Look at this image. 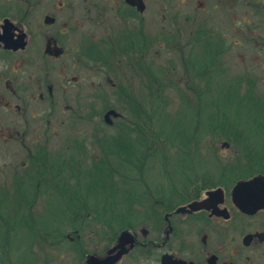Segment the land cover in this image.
I'll return each mask as SVG.
<instances>
[{
    "label": "flooded vegetation",
    "instance_id": "af4514ba",
    "mask_svg": "<svg viewBox=\"0 0 264 264\" xmlns=\"http://www.w3.org/2000/svg\"><path fill=\"white\" fill-rule=\"evenodd\" d=\"M148 2L0 0V136L15 137L16 143L27 149L25 161L16 164L12 172V181L21 180L27 192L32 184L29 178L39 168L37 161L50 156L47 144L37 136H54L63 130L73 134L70 122L80 132L77 127L83 117L82 103L92 105L100 100L99 73L109 83L114 71L126 68L130 72L139 66L141 84L146 67ZM208 4V11L202 10V16L210 14L204 15L208 38L226 40L230 23L226 16H231V9L237 13L250 11V16L231 20L230 28L237 35L246 31L264 35V0H208ZM215 11L218 21L214 20ZM191 15L185 21L192 25ZM230 51L223 54L219 71L226 66ZM82 72L91 78L86 90ZM60 102L75 105L67 117L68 126L66 118L61 117L62 122L65 120L61 128L50 123L58 118ZM109 110L104 113V121L114 126L120 114L106 121ZM255 176L238 179L232 186L219 179L212 187H193L182 203L174 194L158 196L153 199L155 204L145 203V207L133 210L140 212L138 225L107 229L102 236L108 242L101 250H89L90 243L78 242L75 263L264 264V207L243 211L232 194L239 181ZM40 185L42 182L38 191L43 188ZM194 202L197 204L190 207Z\"/></svg>",
    "mask_w": 264,
    "mask_h": 264
},
{
    "label": "rangeland",
    "instance_id": "374dc122",
    "mask_svg": "<svg viewBox=\"0 0 264 264\" xmlns=\"http://www.w3.org/2000/svg\"><path fill=\"white\" fill-rule=\"evenodd\" d=\"M203 2H205L207 8L203 9ZM148 7L147 33L149 32L151 36H156L159 41L157 43L158 48L152 47L151 52L146 55V67L143 73H149V67L147 68L149 65L151 70L156 71L154 72L156 76L164 77L163 79L167 78V83L165 84L168 88L165 91V96L168 97L170 103L167 107L168 115L159 121L158 126L160 131L172 143H180L186 139L187 135L192 134V124L196 118L195 111H197L196 105L200 103L197 100L196 94L188 90V82H193L194 85L199 82L195 81V77L190 72H185L186 69L183 66L180 44L167 43L168 41L165 39L176 28L183 35L182 43L185 44L188 38H190L191 30V23L185 21L187 16L192 14L193 17L192 15L191 17L194 20L198 18V21H204L205 16L207 17L210 14L205 15L206 13H204L205 16H202V10L206 12L211 6L208 4V0H149ZM230 11L231 16H226L227 21L230 20V23L236 16L237 18L250 16L248 9H242L238 13L234 9ZM175 15H177L176 22L178 24L173 19ZM216 19H218L217 11L214 12V20ZM230 23L225 31L226 42L230 45L229 49L231 51L226 54V66L222 68L221 72L215 74L211 92L206 94L207 96L203 98L204 102L200 104L203 108L200 118L203 120V123L207 120L211 110L209 101L214 100L215 106L221 107L219 108L220 111L228 113L243 128L250 142L257 144V146H262L264 144V129L260 125L264 124V35L260 34L258 36L256 32L251 33L252 31H246L242 36H239L231 30ZM189 48L191 46L186 47L183 52L187 61L194 57V54H196L198 60L204 59L205 54L201 49H197L196 53L191 57ZM164 73L166 74L165 76H163ZM82 74L85 77L83 89L86 90L90 85L89 81L91 82V78L88 79L86 77V72H82ZM99 74V82L102 81L101 85L98 86L99 94L102 92L112 94L111 87L116 85L118 79H121L125 82L129 80L135 93L143 92L144 96L146 95L144 86L139 83L138 77L124 68L118 69L115 74L113 73L109 83L102 78L101 73ZM125 74L127 76H124ZM122 77L126 78L127 81ZM145 78L147 80V76ZM250 83L255 86L251 87L253 88V92L247 98L239 99ZM202 85L200 83L198 86L202 87ZM175 87L180 89L185 95L179 97V90H176ZM238 100L243 102L239 103V106ZM99 102L100 100L92 104V107L89 103H82L80 112L83 117L79 120V126L77 127L80 132L77 133L75 127L70 122L71 128L74 129L73 134H65L66 130H63V133L60 132L54 136H37L41 142L47 144V149L52 160L59 155H63L69 161L71 154L74 153L75 160L82 163L81 167L84 172L93 169L94 161H99L102 155L94 138L104 135L112 137L119 133L117 127L106 125L104 121L105 111L99 114V111L102 110L101 103L99 104ZM60 103L62 105H58L56 110L58 113L57 120L52 119L50 122L53 126L57 125L55 127L59 128L64 125L65 120H68V115L75 110V105ZM61 107L62 109L63 107L66 109L62 111ZM91 114L93 115L92 118L88 119L87 117ZM96 114L98 115L96 116ZM61 117L66 118L64 122H62L63 119L61 120ZM42 122H39V124ZM66 124L68 126L69 121ZM99 128L101 131H99ZM203 131L204 129L201 133L196 132V134L200 133L199 135H204L198 144H195L193 139H191L187 155H184L185 153L183 154L176 146L166 144L165 149H159L156 156L149 159V164L142 175L129 168L123 169L122 173L132 177V181H129L130 185L127 188L134 189L139 194L143 193L144 190L149 191L152 198H157L158 196L165 197L172 193H183L193 187H199L202 184L201 182H203L202 179L209 178L208 176H212V181L217 183L224 167L245 166L246 158L243 156L241 147L229 138L221 137L217 134L216 136L211 133L203 134ZM75 133L77 134L74 135ZM16 141L17 138L15 137L12 138L8 135L0 136V190H8V192L9 190L13 191V189H9V184L7 182L4 183V180L12 182L14 166L16 164L20 166L25 161L23 156H26L24 152L26 148H23L22 143H16ZM31 143V141L28 142V145H31ZM82 144H84L87 150L80 149V145ZM67 169L68 171L66 170L63 173L65 177L71 173L69 168ZM237 173H239V170H227V180H234ZM119 175L116 174L117 178H119ZM138 175L143 176V179L141 181H134L137 180ZM69 182L74 184L72 180H69ZM111 182V180L99 177L97 173H93L91 177L84 176L81 178V194L88 196L92 202L96 198L104 199L113 192V187L110 186ZM192 182H196L197 184H190ZM228 185L231 184L228 183ZM11 195H7L9 200L12 197ZM109 197L112 198V196ZM123 197L124 193L122 192L116 196L121 208H125L126 205ZM34 204L37 205L35 206V212L38 222L55 228L60 225V222L63 223L65 220L66 199L62 198L56 191L52 192L47 187H43L42 195L37 198ZM4 208V211L9 210L10 204L5 205ZM136 213L138 214H136L135 220L138 221L141 219V215L139 211ZM69 221L66 220L61 226L62 228H60L61 232H63V238L59 244L36 243L34 244V248L37 252H35V249L31 250L32 248H30L32 237L28 233L22 232V230L18 231L11 239L9 259L16 264L29 263L36 259L38 260L39 255L38 261L41 262L38 264H42V258H47L49 264H76L75 260L78 257V252L71 250L72 245L76 244L78 246L79 244L77 243L82 241L86 244L90 243L87 245L89 250H101L108 242L107 238L102 236L106 232V227L94 222L93 219L88 218L84 219V221H76L75 223ZM134 224L138 225V222ZM78 234H81L80 238H78Z\"/></svg>",
    "mask_w": 264,
    "mask_h": 264
},
{
    "label": "trees",
    "instance_id": "16d2710c",
    "mask_svg": "<svg viewBox=\"0 0 264 264\" xmlns=\"http://www.w3.org/2000/svg\"><path fill=\"white\" fill-rule=\"evenodd\" d=\"M173 19L176 22L177 15L173 16ZM192 21L190 38H188L185 44L182 43L183 35L176 28L173 29L172 34L168 35V38H164L168 41L167 43L173 42L175 45L180 44L183 66L186 69L185 72H190L195 77V81L199 82L197 83L198 85L200 83L203 84L202 87H199L197 84L194 85L193 82L187 81L189 84L188 90L193 91L196 94L198 102L200 101L196 105L197 111H195L196 118L192 124V134L187 135L186 139L180 143H172L160 131L158 123L163 117L168 115L167 107L170 104L168 97L165 96V91L168 88L165 84L167 83V78L163 79L164 77L156 76V73H154L156 71L151 70L148 65L149 73L145 74V72H142L141 74L144 77L142 78L141 85L144 86L145 96L143 92L135 93L131 83L118 79L116 85L113 86L114 88L111 87L112 94L103 92L104 94L100 93L98 98L100 99L99 104L101 103L100 106L102 109L99 111V114L108 109H116L119 112L120 116L115 120L114 124V127L118 128L119 133L112 137L104 135L94 138L102 155L99 161H94L93 169L84 172L81 167L82 163L75 160L74 153L71 154L69 161L63 155H59L53 160L50 156H46L37 161L39 168L38 170L35 168V173L29 178L32 182L29 185V192L24 189L21 180H15L16 184L14 181L10 182L5 180V183L7 182L9 184V189L12 188L13 191L9 190V193L8 190H0V225H2L0 226V264H16L9 259L10 243L13 235L15 236L21 230L32 237L30 248L33 250L35 249L34 244L36 243L41 244L47 242L49 245L59 244L63 238V232H61L60 228H62L61 226L66 220L75 223L76 221H84V219L90 218L94 222L106 227V231L107 229H112L114 226L137 223L135 219L138 213L133 212V210L145 207V203L155 204L154 197L152 198L150 196L149 191L144 190L143 193L139 194L136 190L127 188L130 185L129 181H132V177L122 173V170L129 168L142 175L149 164V159L155 157L159 149H165L166 144L176 146L183 154L185 153L184 155H187L191 139H193L195 144H198L204 136L199 135L203 129V134H217L218 136L231 139L232 142L242 148L243 156L246 158L245 166H230V168L224 167L222 169L223 171H221L219 179H221L223 184H232L235 180L249 178L259 174L264 175V144L257 146V144L250 142L243 128L228 113L220 111L219 108L221 107L215 106L216 103L214 100L209 101L211 110L207 120L204 121L206 124L200 118L203 109L200 104L204 102L203 98L207 96L206 94L211 92L215 74L221 72L219 70L222 66V56L229 50L230 45L224 39L208 38L209 31L204 21H198V18L197 20L192 18ZM176 24L178 23L176 22ZM158 41L159 39L156 36L154 37L149 32L147 33L146 55L151 52L152 47L155 49L158 48ZM188 46H191L189 48L191 57L196 53L197 49H201L205 54L204 59L198 60V57L194 54V57H190L191 59L187 61L183 52ZM138 67L136 66L135 69L131 68L130 70L137 77L139 76ZM116 72L114 71L113 73L115 74ZM165 75L164 73L163 76ZM124 76L127 75L125 74ZM145 76H147V80ZM122 78L126 80V78ZM251 87H255L254 84L250 83L239 99L247 98L253 92V88ZM175 89L179 90V97L185 95L177 87ZM238 101V106L239 103H243L241 100ZM196 122L198 123L196 124ZM105 123L107 126L113 127L107 122ZM260 126L264 129V124ZM99 131H101L100 128ZM196 132L200 133L196 134ZM80 149L87 150L84 144L80 145ZM67 168H69L71 173L65 177L63 173L66 170L68 171ZM227 170H239V173L235 175L234 180L228 181ZM93 173H97L99 177L105 180L112 181L110 186L113 187V192L109 195L112 198L109 196L104 199L96 198L92 202L88 196L81 194V178L84 176L91 177ZM116 174H120L119 178H117ZM208 177L202 179L201 186H197H214L215 183L212 181L213 177ZM136 179L134 181H141L143 176H139ZM69 180H72L74 184H71ZM39 182H42L40 188L42 186L47 187L50 191H56L62 198L66 199L65 220L63 223L60 222V225L55 228H51L48 224L38 222L36 219L35 206H37V203H34L38 198L37 193L40 192L39 195H42V190H37ZM190 184L197 183L192 182ZM187 191L189 192V190H186L183 193L177 192L171 195L178 196V202L182 203L188 200ZM120 192L124 193L123 201L126 204L125 208H121L119 200L116 198ZM9 194H12L10 200L7 197ZM28 194H32V196L30 197ZM9 204V210L4 211V206ZM71 250L78 252V246L76 244L72 245ZM38 260L36 259L32 262L21 264H38L41 262ZM47 261V258H42V264H49Z\"/></svg>",
    "mask_w": 264,
    "mask_h": 264
},
{
    "label": "water",
    "instance_id": "95a60500",
    "mask_svg": "<svg viewBox=\"0 0 264 264\" xmlns=\"http://www.w3.org/2000/svg\"><path fill=\"white\" fill-rule=\"evenodd\" d=\"M118 116V111L115 109L109 110L105 114L106 121L111 117ZM233 200L236 205L246 212H253L264 207V176H255L249 180L239 181L232 191ZM197 203L190 204L194 207ZM185 209L181 207L180 210Z\"/></svg>",
    "mask_w": 264,
    "mask_h": 264
}]
</instances>
